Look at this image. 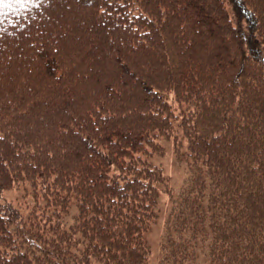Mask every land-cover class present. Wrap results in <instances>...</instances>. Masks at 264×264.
Here are the masks:
<instances>
[{"label": "trees", "instance_id": "1", "mask_svg": "<svg viewBox=\"0 0 264 264\" xmlns=\"http://www.w3.org/2000/svg\"><path fill=\"white\" fill-rule=\"evenodd\" d=\"M178 132L163 261L264 264V0H5L0 264H148Z\"/></svg>", "mask_w": 264, "mask_h": 264}, {"label": "rangeland", "instance_id": "2", "mask_svg": "<svg viewBox=\"0 0 264 264\" xmlns=\"http://www.w3.org/2000/svg\"><path fill=\"white\" fill-rule=\"evenodd\" d=\"M178 141L175 143L170 139L159 138L162 146V151L158 149L148 156V160L161 168L165 181L168 184L169 193L160 194L158 209L160 210L159 216L150 226L149 231L146 232L145 239L150 247V253L148 256V264H166L164 260V252L162 250V243L164 239V224L166 220V214L171 206L170 195H175L180 189L183 183H185V165L184 161H180L176 158L175 146L182 142V149H184L185 139L183 140L180 133H176ZM10 195V199L20 200V194L16 192H7ZM23 211V210H22ZM24 212V211H23ZM196 264V263H195ZM197 264H203L200 260Z\"/></svg>", "mask_w": 264, "mask_h": 264}, {"label": "snow or ice", "instance_id": "3", "mask_svg": "<svg viewBox=\"0 0 264 264\" xmlns=\"http://www.w3.org/2000/svg\"><path fill=\"white\" fill-rule=\"evenodd\" d=\"M4 2H5V0H0V6H2L4 4ZM11 2L23 5L24 3L27 2V0H11Z\"/></svg>", "mask_w": 264, "mask_h": 264}]
</instances>
